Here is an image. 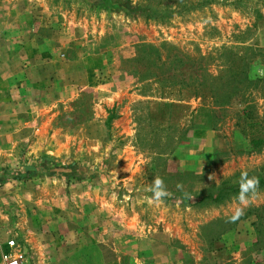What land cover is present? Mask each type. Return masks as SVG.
I'll return each instance as SVG.
<instances>
[{
  "label": "rangeland",
  "instance_id": "obj_1",
  "mask_svg": "<svg viewBox=\"0 0 264 264\" xmlns=\"http://www.w3.org/2000/svg\"><path fill=\"white\" fill-rule=\"evenodd\" d=\"M263 169L264 0H0V230L19 264L260 254L264 185L244 205L233 186Z\"/></svg>",
  "mask_w": 264,
  "mask_h": 264
},
{
  "label": "clouds",
  "instance_id": "obj_2",
  "mask_svg": "<svg viewBox=\"0 0 264 264\" xmlns=\"http://www.w3.org/2000/svg\"><path fill=\"white\" fill-rule=\"evenodd\" d=\"M259 181L255 178H248L246 173H243L240 181V192L237 197L241 205H244L249 193H254L258 188ZM153 192L154 199L156 202H160L162 198L167 197L169 192L167 191L165 182L162 178H156L153 183V187L151 188ZM149 203H152V200H149ZM241 215H243V208H238L235 211V214L231 217L234 221L238 219Z\"/></svg>",
  "mask_w": 264,
  "mask_h": 264
},
{
  "label": "crops",
  "instance_id": "obj_3",
  "mask_svg": "<svg viewBox=\"0 0 264 264\" xmlns=\"http://www.w3.org/2000/svg\"><path fill=\"white\" fill-rule=\"evenodd\" d=\"M6 241L2 236V232L0 230V264H2L4 260L5 250H6ZM259 252L264 251L263 249H258ZM264 253V252H262ZM231 254L230 259L227 260L224 264H264V254Z\"/></svg>",
  "mask_w": 264,
  "mask_h": 264
},
{
  "label": "trees",
  "instance_id": "obj_4",
  "mask_svg": "<svg viewBox=\"0 0 264 264\" xmlns=\"http://www.w3.org/2000/svg\"><path fill=\"white\" fill-rule=\"evenodd\" d=\"M126 8H128V9H137V10H141V8L140 7H134V8H131L130 6H125ZM150 48V50H152L154 47L153 46H149ZM155 49V48H154ZM200 85L201 86H204L205 85V83L204 82H201L200 83ZM216 101H218L217 100V98H216ZM260 142H261V140H252V143H253V145H259L260 144ZM264 170V169H263ZM256 179L259 181V185L258 186H261V185H264V171L260 174V175H258L257 177H256ZM233 189H236V190H240V183L239 184H237V185H235V186H233ZM260 218V217H259ZM261 220H262V217H261ZM260 232H261V229H257V234L259 233L260 234Z\"/></svg>",
  "mask_w": 264,
  "mask_h": 264
},
{
  "label": "built area",
  "instance_id": "obj_5",
  "mask_svg": "<svg viewBox=\"0 0 264 264\" xmlns=\"http://www.w3.org/2000/svg\"><path fill=\"white\" fill-rule=\"evenodd\" d=\"M9 244L14 246L15 242L11 241ZM4 260H6V264H19V259L17 257L13 258L11 256L4 255Z\"/></svg>",
  "mask_w": 264,
  "mask_h": 264
}]
</instances>
